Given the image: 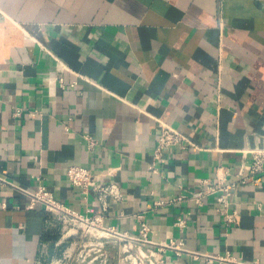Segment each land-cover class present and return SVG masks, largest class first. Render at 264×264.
<instances>
[{"label": "crops", "instance_id": "1", "mask_svg": "<svg viewBox=\"0 0 264 264\" xmlns=\"http://www.w3.org/2000/svg\"><path fill=\"white\" fill-rule=\"evenodd\" d=\"M161 124L197 149L165 151L151 174ZM254 150L264 151V0H0V264H37L63 242L19 189L44 186L77 215L101 213L95 194L68 182L73 165L113 170L124 200L99 228L150 264H234L162 250L172 239L264 264V175L230 196L229 227L217 195L190 200L202 182L247 172ZM144 224L150 243L132 241Z\"/></svg>", "mask_w": 264, "mask_h": 264}, {"label": "built area", "instance_id": "2", "mask_svg": "<svg viewBox=\"0 0 264 264\" xmlns=\"http://www.w3.org/2000/svg\"><path fill=\"white\" fill-rule=\"evenodd\" d=\"M15 114L20 115V111H16ZM85 142L87 143V147L89 150H92L97 145L95 139H93L89 135L83 136ZM195 148L197 147L190 142V140L185 137L178 130L166 125L161 124L160 135L156 140V145L152 154V163L148 167V171L151 174H159L158 169L156 168V164L162 160L163 154L165 151H168L173 148H179L181 150H186L187 148ZM252 153V162L247 169V172L244 170H240L238 174L235 176V180L228 182L226 179V172L221 176H217V180L215 183L202 182L201 189L190 197L195 205L198 207L203 205L205 198L210 195H217V202L219 205L218 211L221 212L224 216V223L226 227H229L231 224L236 222V213L234 211H229V198L235 194V191L238 186L245 185L248 182H252L257 184L261 176L264 175V151L263 150H254ZM67 180L68 182L81 190L84 198L88 196L91 192L95 194V198L97 203L100 206L101 213L98 215H94L92 218H84L81 215H77L74 212L66 209L61 203H59L49 192L46 187L40 186L35 192H28L22 189H19L21 192L30 196L32 204L33 203H41L44 206L46 213H59L65 216H69L80 221L90 223V225L97 227L98 229L105 231L109 234H115L113 230H103L99 228L100 224L103 220V215L109 209L111 202H121L124 200V194L118 184L112 180L114 178V172L112 169L106 170L102 174H96L91 170L81 167V166H69L66 170ZM106 178L109 181L105 183H100L99 178ZM0 181L9 184L5 179L0 178ZM186 198L185 196L178 197L172 200L165 201H157L154 202V208H160L164 205H167L174 201L182 200ZM178 227H183L184 222L182 220H178L176 222ZM142 238H130L132 241L140 242L144 241L149 244L147 241V232L149 231V226L146 224L142 225ZM163 249L174 251L176 255L180 256L183 253L190 255L195 261H205L207 263H213L217 261L219 263H234V264H260L258 262H241L234 261V259L226 254L225 256H212L209 254L189 251L183 247L182 242H176L175 240H169L164 246L161 247Z\"/></svg>", "mask_w": 264, "mask_h": 264}, {"label": "rangeland", "instance_id": "3", "mask_svg": "<svg viewBox=\"0 0 264 264\" xmlns=\"http://www.w3.org/2000/svg\"><path fill=\"white\" fill-rule=\"evenodd\" d=\"M49 216L57 232L54 238L63 242L57 244L54 253L42 254L37 264H109L111 259L106 252L110 250L117 254L119 244H122L118 256L120 264H150L152 261L144 250L132 249L133 245L114 238L113 234L101 233L100 229L90 223L59 213H49Z\"/></svg>", "mask_w": 264, "mask_h": 264}, {"label": "bare ground", "instance_id": "4", "mask_svg": "<svg viewBox=\"0 0 264 264\" xmlns=\"http://www.w3.org/2000/svg\"><path fill=\"white\" fill-rule=\"evenodd\" d=\"M102 231V230H101ZM105 232V231H104ZM101 233H103V231L101 232ZM105 233H107V232H105ZM107 234H109V233H107ZM109 235H111V234H109Z\"/></svg>", "mask_w": 264, "mask_h": 264}]
</instances>
